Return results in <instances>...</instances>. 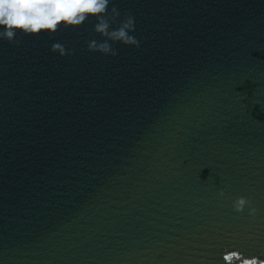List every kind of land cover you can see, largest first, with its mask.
Wrapping results in <instances>:
<instances>
[{"label": "water", "instance_id": "95a60500", "mask_svg": "<svg viewBox=\"0 0 264 264\" xmlns=\"http://www.w3.org/2000/svg\"><path fill=\"white\" fill-rule=\"evenodd\" d=\"M126 13L138 47L94 30ZM257 258L264 0H109L78 26L0 37V264Z\"/></svg>", "mask_w": 264, "mask_h": 264}, {"label": "clouds", "instance_id": "9594fccd", "mask_svg": "<svg viewBox=\"0 0 264 264\" xmlns=\"http://www.w3.org/2000/svg\"><path fill=\"white\" fill-rule=\"evenodd\" d=\"M109 0H0V37L10 42L15 37L16 31L24 34H37L42 30L55 31L60 24L78 26L88 16L100 17L108 11ZM112 11L119 16L115 6ZM109 25L103 20H98L94 30L101 35H107L113 42H120L127 46H139L137 40L129 33L134 30V18L125 14L124 20L116 30L107 31ZM55 45V48H59ZM90 51H99L103 54L116 55L108 43L98 46L95 42L89 43ZM63 54V49H60ZM223 195V192L220 193ZM251 202L245 197L233 201V208L242 212ZM256 209L250 207V214L255 215Z\"/></svg>", "mask_w": 264, "mask_h": 264}, {"label": "snow or ice", "instance_id": "6c2138e0", "mask_svg": "<svg viewBox=\"0 0 264 264\" xmlns=\"http://www.w3.org/2000/svg\"><path fill=\"white\" fill-rule=\"evenodd\" d=\"M232 254L235 256L236 252L233 251ZM226 259H228V257H226ZM244 264H264V261L260 260L259 258H257V259H249V260H245Z\"/></svg>", "mask_w": 264, "mask_h": 264}]
</instances>
